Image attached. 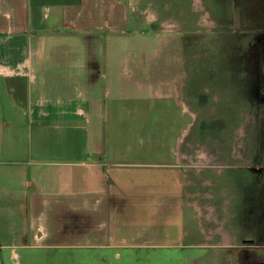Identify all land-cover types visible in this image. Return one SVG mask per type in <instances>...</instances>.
I'll list each match as a JSON object with an SVG mask.
<instances>
[{"label":"crops","instance_id":"0c3cea01","mask_svg":"<svg viewBox=\"0 0 264 264\" xmlns=\"http://www.w3.org/2000/svg\"><path fill=\"white\" fill-rule=\"evenodd\" d=\"M87 2L0 0V264H110L114 252L199 264L205 244L184 228L190 108L179 86L126 77L122 52L136 41L119 37L124 22L99 25ZM111 222L133 234L114 238Z\"/></svg>","mask_w":264,"mask_h":264},{"label":"rangeland","instance_id":"374dc122","mask_svg":"<svg viewBox=\"0 0 264 264\" xmlns=\"http://www.w3.org/2000/svg\"><path fill=\"white\" fill-rule=\"evenodd\" d=\"M87 4L100 11L99 25L127 24L119 37L137 45L123 49L126 77L135 73L143 86L162 93L179 86L180 100L190 108L193 119L180 144V165L194 184L184 228L192 232L190 243L205 244L198 263L264 264V0ZM6 88L0 79L2 104ZM195 198L201 215L190 206ZM108 224L104 231L114 238L133 234L132 223ZM179 229L178 223L169 226L174 234ZM151 258L114 252L110 264H145Z\"/></svg>","mask_w":264,"mask_h":264},{"label":"flooded vegetation","instance_id":"af4514ba","mask_svg":"<svg viewBox=\"0 0 264 264\" xmlns=\"http://www.w3.org/2000/svg\"><path fill=\"white\" fill-rule=\"evenodd\" d=\"M226 236V235H225ZM227 240V239H226Z\"/></svg>","mask_w":264,"mask_h":264},{"label":"bare ground","instance_id":"6f19581e","mask_svg":"<svg viewBox=\"0 0 264 264\" xmlns=\"http://www.w3.org/2000/svg\"><path fill=\"white\" fill-rule=\"evenodd\" d=\"M207 155V154H206Z\"/></svg>","mask_w":264,"mask_h":264}]
</instances>
